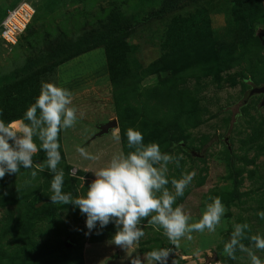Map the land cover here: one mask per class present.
Masks as SVG:
<instances>
[{"label":"rangeland","instance_id":"1","mask_svg":"<svg viewBox=\"0 0 264 264\" xmlns=\"http://www.w3.org/2000/svg\"><path fill=\"white\" fill-rule=\"evenodd\" d=\"M21 1L0 0V21ZM29 1L35 13L16 47L0 43V119L24 120L42 82L70 89L78 120L59 134L63 191L86 195L96 171L132 151L126 131L133 128L179 159V167L168 165L170 191L172 179L195 172L173 205L184 206L190 223L210 197L227 211L214 232H192L178 246L146 218L145 235L124 248L113 242V223L89 231L79 208L51 202L50 170L21 168L0 179V264H132L136 257L147 264L145 254L157 248L172 250L167 264H251L248 251L237 247L235 259L224 251L237 224L249 226L240 243L264 260L251 240L264 235V0ZM95 48L104 55L107 48L113 83L101 56L58 66ZM113 120L117 127L94 140ZM33 160L43 163L46 154Z\"/></svg>","mask_w":264,"mask_h":264},{"label":"clouds","instance_id":"2","mask_svg":"<svg viewBox=\"0 0 264 264\" xmlns=\"http://www.w3.org/2000/svg\"><path fill=\"white\" fill-rule=\"evenodd\" d=\"M77 120L78 109L73 104V93L56 83L42 82L40 93L27 108L24 120L6 123L0 119V179L6 174L19 173L21 168L39 171L47 168L53 173L51 202L79 208L87 217L89 231L97 224L104 228L113 223L118 229L113 242L124 248L133 246L145 235L141 224L149 217L147 222L162 227L168 240L177 246L181 238L192 239V232L215 231L227 211L221 198L210 197L211 203L205 204L200 219L190 223L191 215L184 206L173 205L177 197L184 195L195 172L183 174L178 180L172 179L175 191H170L167 187L168 165L175 162L179 167V159L163 153L157 143L145 144L142 133L133 128L126 131L128 147L132 151L113 155L106 166L96 171L86 195L73 198L71 193H65V172L58 167L62 159L59 134L61 130L74 127ZM36 140H39V145ZM40 151L46 154V160L34 163L33 157ZM77 151L87 159H96L84 148L78 147ZM31 175L35 177L37 171L32 170ZM258 216L264 219V211ZM248 227L247 224L235 225L224 251L235 259V251L239 247L248 251L251 264H264V260L240 243ZM251 240L256 249L264 250V235H253ZM171 251L170 248L154 249L145 254L144 261L147 264H167ZM132 264H143V261L136 257Z\"/></svg>","mask_w":264,"mask_h":264},{"label":"built area","instance_id":"3","mask_svg":"<svg viewBox=\"0 0 264 264\" xmlns=\"http://www.w3.org/2000/svg\"><path fill=\"white\" fill-rule=\"evenodd\" d=\"M35 13V7L29 0H23L8 8L0 21V43L9 51L17 45Z\"/></svg>","mask_w":264,"mask_h":264},{"label":"crops","instance_id":"4","mask_svg":"<svg viewBox=\"0 0 264 264\" xmlns=\"http://www.w3.org/2000/svg\"><path fill=\"white\" fill-rule=\"evenodd\" d=\"M23 1V0H22ZM90 56H92L91 57V60L93 61V62H95L96 61V59L97 58H99V56H101L102 57V60H104V64H105V55H104V53L100 50V49H94V50H92V51H90V52H88V53H85V54H83V55H81V56H79V57H76V58H74V59H72V60H70V61H68L67 63H65V64H63V66L64 65H67V66H69V67H67V69H69V68H72V67H74L75 66V64L77 63V62H79V63H85V61H86V58H88V57H90ZM87 63H91V61H88ZM62 66V65H61ZM67 69H65V70H67ZM106 69V68H105ZM65 76V75H64ZM83 76V75H82ZM66 77V80H67V82L68 81H73V79H74V77L76 78L77 77V74H74V75H69V76H65ZM63 87H65V88H68L67 86H63ZM70 90V89H69ZM110 133V132H109ZM108 133V134H109ZM108 134H106V135H103V136H107ZM103 136H99V137H95V135L93 136V139L95 140H97V139H99V138H101V137H103Z\"/></svg>","mask_w":264,"mask_h":264},{"label":"trees","instance_id":"5","mask_svg":"<svg viewBox=\"0 0 264 264\" xmlns=\"http://www.w3.org/2000/svg\"><path fill=\"white\" fill-rule=\"evenodd\" d=\"M18 44V43H17ZM16 47V46H15ZM14 47V48H15ZM13 48V49H14ZM96 49V48H95ZM94 50V49H92ZM92 50H87V51H84V52H81V53H75V54H72L69 58L65 59L64 61H62L58 66L76 58V57H79L85 53H88ZM105 59H106V63H107V72H108V77L110 78V81L113 83L114 82V73H113V68H112V62H111V59H110V55L108 53V50L107 48H105ZM113 260V259H112ZM111 263V262H110Z\"/></svg>","mask_w":264,"mask_h":264},{"label":"water","instance_id":"6","mask_svg":"<svg viewBox=\"0 0 264 264\" xmlns=\"http://www.w3.org/2000/svg\"><path fill=\"white\" fill-rule=\"evenodd\" d=\"M117 127V122L115 120L108 121L107 123H104L98 127V133L95 135V137L106 135L110 132L111 129H115Z\"/></svg>","mask_w":264,"mask_h":264}]
</instances>
